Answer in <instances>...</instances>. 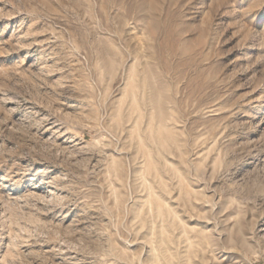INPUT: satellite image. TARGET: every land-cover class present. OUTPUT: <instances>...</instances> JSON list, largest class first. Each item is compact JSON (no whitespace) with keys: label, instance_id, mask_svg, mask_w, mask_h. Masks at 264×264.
Returning <instances> with one entry per match:
<instances>
[{"label":"rangeland","instance_id":"374dc122","mask_svg":"<svg viewBox=\"0 0 264 264\" xmlns=\"http://www.w3.org/2000/svg\"><path fill=\"white\" fill-rule=\"evenodd\" d=\"M0 264H264V0H0Z\"/></svg>","mask_w":264,"mask_h":264}]
</instances>
